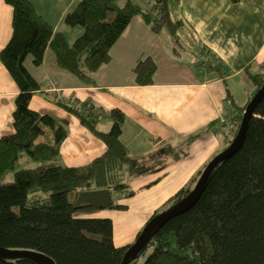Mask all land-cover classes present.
I'll use <instances>...</instances> for the list:
<instances>
[{
	"label": "trees",
	"instance_id": "1",
	"mask_svg": "<svg viewBox=\"0 0 264 264\" xmlns=\"http://www.w3.org/2000/svg\"><path fill=\"white\" fill-rule=\"evenodd\" d=\"M6 2L14 11L13 34L1 59L19 93L15 130L0 138V179L14 172L13 181L0 182V246L41 252L56 264H122L130 245L117 246L113 219L96 212L128 209L127 200L136 194L129 183L136 178L158 174L150 185L163 180L171 149L134 156L122 141L121 111L110 112L112 127L101 133L97 124L106 115L103 109L92 101L76 106L75 101L56 99V105L76 116L107 146L104 154L86 166L66 165L61 147L69 134V122L31 107L42 88L25 61L31 56L34 65L40 66L50 50L57 66L84 84L95 85V73L110 62L112 47L133 17L142 15L156 32L166 25L175 33L176 26L169 20V0H155L149 11L132 0H80L64 17L69 27L83 30L73 43L55 31L32 0ZM136 71L137 83L147 85L156 65L147 59ZM253 79L255 95L264 85V76ZM251 99L228 118L227 139L237 136ZM21 161L24 166L17 168ZM202 171L154 215L187 197ZM0 264L33 263L0 259ZM130 264H264V99L243 146L214 171L197 204L169 221Z\"/></svg>",
	"mask_w": 264,
	"mask_h": 264
},
{
	"label": "crops",
	"instance_id": "2",
	"mask_svg": "<svg viewBox=\"0 0 264 264\" xmlns=\"http://www.w3.org/2000/svg\"><path fill=\"white\" fill-rule=\"evenodd\" d=\"M32 1L55 31H61V20L56 23L53 20L58 10L63 20L73 2L66 9L63 0H57L58 10L55 11V0ZM140 7L142 10L149 8ZM168 10L169 20L176 30L173 34L164 25L161 31L166 30L167 36L156 35L161 32L154 31L142 15L133 17L112 47L110 62L102 65L94 75L95 80L97 77L100 81L124 77L106 82L104 86L96 82L95 85L84 84L72 73L65 75L64 69L56 65L53 54L45 57L40 66L27 57L26 66L42 88L31 100V107L69 122V134L61 147L66 165L86 166L104 154L107 146L76 116L50 102L49 93L60 101H75L76 106L78 102L92 101L103 109L106 115L97 124L101 133H107L112 127L110 112L121 111L124 114L122 141L134 156L164 153L169 146L172 156L168 157L170 163L163 180L181 161V155L177 157L176 153L183 155L187 148L192 151L199 143L206 142L210 154L225 143L228 118L253 96L238 102L234 90L238 86L256 87L253 76L264 73V0H239L237 3L231 0H169ZM13 12L6 0H0V138L15 130L14 112L19 93L17 82L1 59V52L13 34ZM145 55L156 65L147 85L137 83L136 71L137 61ZM105 67L110 69L103 71ZM54 80L58 81L57 86L53 85ZM66 93H70L68 100ZM205 163L204 159L203 165ZM200 169L198 167L192 174ZM157 178L156 174L139 177L132 180L130 186L136 193L151 191L162 184L163 180L150 185ZM188 181L182 182L178 189ZM152 209L151 206L148 211ZM98 214L114 217L108 213ZM143 228L140 224L137 231ZM140 231L137 234L129 232L126 236L114 224L115 244L131 245Z\"/></svg>",
	"mask_w": 264,
	"mask_h": 264
},
{
	"label": "rangeland",
	"instance_id": "3",
	"mask_svg": "<svg viewBox=\"0 0 264 264\" xmlns=\"http://www.w3.org/2000/svg\"><path fill=\"white\" fill-rule=\"evenodd\" d=\"M132 1L134 3H136L137 5H140L142 7L148 6L149 7L148 9H143L145 11H149L151 9V7L153 6V4L155 3V0H139L140 3L137 0H132ZM79 2H80V0H63L64 8L68 9L69 4L72 3L73 4L72 8L68 10V12H70L73 10V8L74 9L76 8V6L78 5ZM55 4H56V6H54V10L57 11L58 10L57 0H55ZM48 6L50 9V3H48ZM51 9L53 11V8H51ZM60 18H61V12H59V10H58V13L56 14V17L54 18L53 21H54V23H56V22L61 20L60 21L61 31H59V32H62L66 36V39L68 40L69 43H73L75 40H77L82 35L83 30L80 28L69 27L65 23V18L63 20H62V18L61 19ZM45 19H47V18H45ZM151 28H153L152 24H151ZM165 31L166 30L159 31L161 33H155L153 31V33H155L158 36H167V33H166L167 31L166 32ZM169 34H171V33L169 32ZM147 55L140 58L137 61L136 65L138 64V62L141 63L142 60L147 59L148 58V57H146ZM45 57H47V58L52 57V52L49 51L47 56H45ZM28 58H29L30 62L33 60V58L31 56H29ZM120 64L122 65V63H120ZM48 67H50L49 64H48ZM108 69H110V68L105 67V68H103V71L108 70ZM125 69H127V68L125 67ZM43 71H44V69H43ZM63 71H64L65 75H69V73H70L67 70H63ZM255 74L257 75V73H255ZM72 75L74 77H77L74 74H72ZM263 76H264V73H263ZM55 78H58L59 79L58 81L62 83L61 79L58 76H56ZM122 78L110 77V78L106 79V81H103V80L100 81V80H98L97 77L95 80V77H94V80L97 84H101L102 86H104V84L106 82H109L111 80H119ZM77 79L80 80L79 77H77ZM64 80L66 81V79H64ZM115 82L116 81H113V83H115ZM256 90H257V87L250 88L249 86H242V87L238 86L237 90L236 89L234 90V95H235V98L238 100V102H241V101L245 100L249 95H251V96L254 95V92ZM69 95H70V93H66V95H65L66 97L64 96L66 100H68L70 98ZM47 98L50 102H53V103H54V100L57 99V97H55L54 94H52V93H49ZM224 131L225 130H223L220 133L221 136H222V133H224ZM221 136H219V137H221ZM233 139L234 138H232V136L229 137L228 139H226L225 143H223V145L220 148L213 150L210 154H208V152H210L209 151V144H206V142L199 143L198 145H196L192 149V151L189 148H187L186 153L183 155H182V153H176L177 157H179L181 155L180 156L181 161L179 163H177L176 165H174L169 170L168 177L162 181V184L158 188L153 189L151 191H142V192L136 193L135 196L130 198L129 208L126 209L125 211L124 210L107 209L105 211L96 212V214H98V213L107 214L108 213V214H111L112 216H114L113 217V222H115L114 224H116L118 230L123 231L126 234V236L129 234V232H130V234H133L135 232L137 234L141 230L140 229L137 231L138 226L140 224L145 226L146 223L148 222L149 218H151L152 215L156 214V212L162 208L164 203L170 199L169 197H171L173 194H175L179 190L178 188H179L180 184L182 182L190 180L191 177L194 176L192 174L194 172V170L198 169V167L202 168L204 170L205 169L204 167L207 166L206 164H208L215 156H217L222 151H224V149L227 146H229L230 142ZM181 152H183V151H181ZM171 156H172V154L168 155L169 158H171ZM204 159L206 160V163L203 165ZM22 166H24L23 161L18 163L17 168H20ZM202 169L198 170L196 172V174L199 171H201ZM13 179H14V172L11 171V172L5 174V176L0 179V182H11V181H13ZM129 184H131V183H129ZM145 200H147V201L144 203ZM154 203H156L157 206L154 207ZM151 206L153 208L152 211H148Z\"/></svg>",
	"mask_w": 264,
	"mask_h": 264
},
{
	"label": "water",
	"instance_id": "4",
	"mask_svg": "<svg viewBox=\"0 0 264 264\" xmlns=\"http://www.w3.org/2000/svg\"><path fill=\"white\" fill-rule=\"evenodd\" d=\"M263 99L264 85L246 106L239 132L233 142L207 164L205 169L201 172L194 189L187 195V197L172 208L158 215H153L149 219L144 228L137 235L134 243L128 247L122 264H130L131 261L135 260L146 248L149 241L153 239L169 221L190 211L197 204L205 192L214 171L219 165L232 158L243 146L251 120L255 117L256 109ZM0 259L28 261L33 264H56L51 257L41 252L33 250L8 249L1 246Z\"/></svg>",
	"mask_w": 264,
	"mask_h": 264
},
{
	"label": "built area",
	"instance_id": "5",
	"mask_svg": "<svg viewBox=\"0 0 264 264\" xmlns=\"http://www.w3.org/2000/svg\"><path fill=\"white\" fill-rule=\"evenodd\" d=\"M57 84H58V81H57V80H54V81H53V85H54V86H57Z\"/></svg>",
	"mask_w": 264,
	"mask_h": 264
}]
</instances>
